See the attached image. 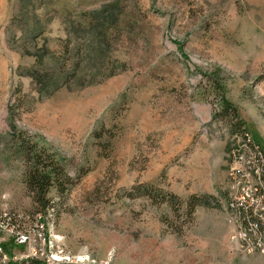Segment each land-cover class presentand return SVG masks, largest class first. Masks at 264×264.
<instances>
[{"label":"rangeland","instance_id":"374dc122","mask_svg":"<svg viewBox=\"0 0 264 264\" xmlns=\"http://www.w3.org/2000/svg\"><path fill=\"white\" fill-rule=\"evenodd\" d=\"M220 94L264 150V0H0V261L39 221L59 260L264 264L221 209L242 128ZM43 144L70 177L45 206L25 177ZM204 194L219 206L188 213Z\"/></svg>","mask_w":264,"mask_h":264},{"label":"built area","instance_id":"2783aa9c","mask_svg":"<svg viewBox=\"0 0 264 264\" xmlns=\"http://www.w3.org/2000/svg\"><path fill=\"white\" fill-rule=\"evenodd\" d=\"M239 134L241 138L229 155L228 180L221 209L231 225L229 239L233 246L264 254V150L245 131ZM31 222L29 229L15 230L16 240L23 244L30 243L33 238L40 247H30L26 253L16 254L0 264L27 263L30 258L43 260L46 264L76 263L68 258L59 260L57 254L47 250L45 233L34 234L40 222Z\"/></svg>","mask_w":264,"mask_h":264},{"label":"trees","instance_id":"16d2710c","mask_svg":"<svg viewBox=\"0 0 264 264\" xmlns=\"http://www.w3.org/2000/svg\"><path fill=\"white\" fill-rule=\"evenodd\" d=\"M41 75H33L39 85L43 81ZM42 87V85H41ZM43 89V88H42ZM220 91L219 88L216 90ZM221 93V92H220ZM221 95V94H220ZM220 109L218 113L221 118L231 120L232 126L235 129L242 128L239 133H244V128L241 126L242 122L238 119L237 110L235 107L226 102L222 95L220 96ZM36 145V144H35ZM28 149V147H26ZM25 151V149H23ZM27 164L25 170L26 183L29 186L35 199L42 203V206L47 204L46 193L51 187L62 190L64 185L70 180L66 169L65 160L52 151L45 144L30 148L25 156ZM197 195L191 196V201L188 203L187 212L193 211L197 204L206 206L216 205L219 206L218 196L213 194H204L201 202L197 203ZM21 264H46L43 260L30 258L27 263ZM63 264H79V263H63Z\"/></svg>","mask_w":264,"mask_h":264}]
</instances>
